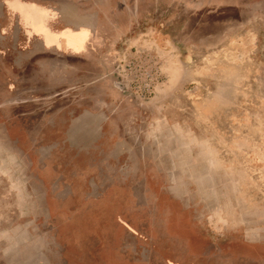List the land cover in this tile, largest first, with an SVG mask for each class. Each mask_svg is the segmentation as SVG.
Returning <instances> with one entry per match:
<instances>
[{
    "label": "rangeland",
    "instance_id": "obj_1",
    "mask_svg": "<svg viewBox=\"0 0 264 264\" xmlns=\"http://www.w3.org/2000/svg\"><path fill=\"white\" fill-rule=\"evenodd\" d=\"M0 264H264V0H0Z\"/></svg>",
    "mask_w": 264,
    "mask_h": 264
},
{
    "label": "crops",
    "instance_id": "obj_2",
    "mask_svg": "<svg viewBox=\"0 0 264 264\" xmlns=\"http://www.w3.org/2000/svg\"><path fill=\"white\" fill-rule=\"evenodd\" d=\"M50 45H53V44H50ZM80 46V45H79Z\"/></svg>",
    "mask_w": 264,
    "mask_h": 264
}]
</instances>
